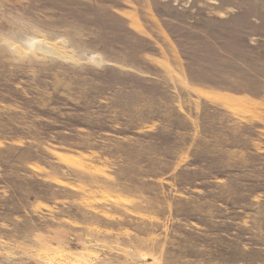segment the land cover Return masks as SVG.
I'll return each instance as SVG.
<instances>
[{
    "label": "rangeland",
    "instance_id": "1",
    "mask_svg": "<svg viewBox=\"0 0 264 264\" xmlns=\"http://www.w3.org/2000/svg\"><path fill=\"white\" fill-rule=\"evenodd\" d=\"M0 264H264V0H0Z\"/></svg>",
    "mask_w": 264,
    "mask_h": 264
},
{
    "label": "bare ground",
    "instance_id": "2",
    "mask_svg": "<svg viewBox=\"0 0 264 264\" xmlns=\"http://www.w3.org/2000/svg\"><path fill=\"white\" fill-rule=\"evenodd\" d=\"M36 48L40 50V52L42 51L46 55H49L52 53L58 54L60 52L59 49L55 45H52V44H46V43L40 44L39 43L36 45Z\"/></svg>",
    "mask_w": 264,
    "mask_h": 264
},
{
    "label": "crops",
    "instance_id": "3",
    "mask_svg": "<svg viewBox=\"0 0 264 264\" xmlns=\"http://www.w3.org/2000/svg\"><path fill=\"white\" fill-rule=\"evenodd\" d=\"M223 96V95H222ZM227 97V96H226ZM228 99H230V98H228Z\"/></svg>",
    "mask_w": 264,
    "mask_h": 264
}]
</instances>
